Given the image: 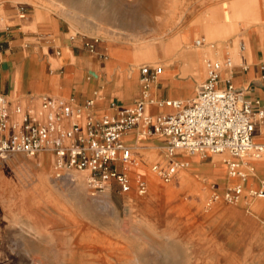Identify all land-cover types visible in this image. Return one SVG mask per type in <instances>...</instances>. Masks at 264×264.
<instances>
[{"label": "rangeland", "instance_id": "374dc122", "mask_svg": "<svg viewBox=\"0 0 264 264\" xmlns=\"http://www.w3.org/2000/svg\"><path fill=\"white\" fill-rule=\"evenodd\" d=\"M16 5L27 14L39 7L63 23L73 21L100 36L91 42L102 36L123 41L126 46L112 40L115 52L104 43L127 63H133L140 43H155L156 55L162 52L153 38L163 36L166 21L169 39L188 30L200 36L205 24L215 27L217 45L225 40L221 35L261 19L260 4L256 9L249 0H0V20L1 9ZM196 40L205 43L196 37L174 53L197 49ZM145 62L151 61L138 65ZM28 159L23 154L0 159V264H264V223L239 216L224 198L215 201V191L199 188L194 178L180 179L187 168L171 183L153 176L152 164L140 168L148 182L143 196L134 189L92 194L86 173L75 172L76 183L56 180L52 163Z\"/></svg>", "mask_w": 264, "mask_h": 264}, {"label": "crops", "instance_id": "0c3cea01", "mask_svg": "<svg viewBox=\"0 0 264 264\" xmlns=\"http://www.w3.org/2000/svg\"><path fill=\"white\" fill-rule=\"evenodd\" d=\"M249 1L256 9L260 4V21L247 22V26H241L238 32L221 35L226 36L225 40L217 45L208 42L200 28V36H190L186 40L189 43L196 37L203 38L204 44H194L197 49L186 46V55L157 52L156 59L162 61L163 65L145 62L138 66L109 53L104 41L118 40L121 46L127 45L119 39L102 36L100 42H91L94 36H98L96 33L76 28L73 21L63 23L39 7H34L28 14L23 6L1 9L0 94L7 98L10 107L18 103L24 111L34 113L41 110L44 96L64 101L73 108L71 121L83 122L87 112L100 118L112 114V104L119 108L134 105L143 94L139 68L142 65H158L163 71L148 86L149 102L145 105V114L156 117L175 111L165 105L166 101L187 103L196 95L198 87L205 80L204 59L219 58V62H223L230 58L234 67L221 72L222 85L226 79H230L242 98L264 101V0ZM36 9L43 16L36 18ZM5 12L9 13L5 15ZM199 17V22H205V13ZM190 22L187 21L186 25ZM230 38H233L232 43H223ZM87 43L94 45L93 50L88 48ZM191 50H194L193 53L189 52ZM88 101H92V105L86 110L83 106ZM78 107L81 108L80 112ZM71 121H66L64 126L68 127ZM254 140L264 145V125L258 127ZM123 142L132 149L134 165L129 168L131 174L139 173L147 178L140 168L168 163L163 137L143 136L137 130H132L124 136ZM199 156L178 152L174 160L181 167L176 178L181 169L187 168L180 179L189 181L194 178L199 188L214 190L218 195L215 201L223 198L229 185L242 184L243 193L239 202L226 204L233 205L232 210L237 211L239 216H249L264 223V198L249 195L250 190H260L264 185V157L250 161L253 171L241 182L228 175L227 153ZM204 157L208 160L199 161ZM27 158L37 163L51 164V155L47 151L36 158Z\"/></svg>", "mask_w": 264, "mask_h": 264}, {"label": "built area", "instance_id": "2783aa9c", "mask_svg": "<svg viewBox=\"0 0 264 264\" xmlns=\"http://www.w3.org/2000/svg\"><path fill=\"white\" fill-rule=\"evenodd\" d=\"M194 44L200 46L202 40ZM86 45L93 50V44ZM204 66L205 80L196 95L187 103L166 101L165 105L175 111L156 117L145 114V105L149 102L148 86L163 71L158 65L139 68L143 94L134 105L119 108L112 104V114L100 118L87 112L83 122L71 121L73 108L64 101L44 96L41 110L34 113L24 111L18 103L10 107L0 94V159L13 154L36 158L47 151L56 180L73 183V174L84 172L92 194H108L113 189L128 194L134 189L143 196L148 182L143 175L129 172L134 159L131 147L123 142L129 131L137 130L143 136L165 139L168 163L150 167L164 183L177 176L181 164L174 158L178 152L202 156L227 153L229 177L244 182L253 171L250 161L264 157V145L254 140L258 127L264 125V101L242 98L230 79L222 85L221 72L234 67L230 58L223 62L207 59ZM91 105L88 101L83 108L88 110ZM69 120L68 127L64 126ZM242 193V184H231L223 198L238 203ZM249 195L264 198V185L260 190H250Z\"/></svg>", "mask_w": 264, "mask_h": 264}, {"label": "bare ground", "instance_id": "6f19581e", "mask_svg": "<svg viewBox=\"0 0 264 264\" xmlns=\"http://www.w3.org/2000/svg\"><path fill=\"white\" fill-rule=\"evenodd\" d=\"M229 16V15H228ZM232 16H234L233 13H231L230 17L232 18ZM210 18V17H209ZM210 21V20H209ZM171 26L168 25L167 21L165 22L164 28H163V32H161V35L163 36H158V37H154L153 41L156 43H159L160 48L162 50V52L165 53H170V52H175L177 51V49L182 45V44H186L189 45L190 43H186V37H190L193 36L195 33L193 30H188L186 32H183L179 38H168V37H164L166 34H168V32L170 31ZM172 30V29H171ZM217 29L215 27H209L205 24V26L202 28V31L205 35V39L208 41H213L216 39V31ZM108 43L110 46H112L111 50L113 52L114 51V42L109 39ZM155 43H140L139 47L136 50V53L132 56V61L135 65H138L139 62L141 61H151L154 62L156 59V52L154 50V45ZM203 50V49H202ZM205 51V50H204ZM191 53V52H190ZM193 53V52H192ZM75 183L77 182V174H73ZM84 185L80 184V189H83ZM78 188V189H79ZM105 204L109 205V201H108V197H105L104 199ZM106 208V207H105ZM109 208V207H108Z\"/></svg>", "mask_w": 264, "mask_h": 264}]
</instances>
